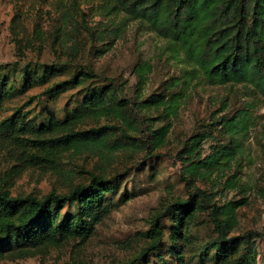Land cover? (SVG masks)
<instances>
[{
  "label": "trees",
  "instance_id": "obj_1",
  "mask_svg": "<svg viewBox=\"0 0 264 264\" xmlns=\"http://www.w3.org/2000/svg\"><path fill=\"white\" fill-rule=\"evenodd\" d=\"M68 12L91 36L95 28L88 22L83 3L98 14L140 20L159 32L177 55L189 65L181 91L154 93L142 98L141 88L135 99L125 94L126 84L114 77L99 74L91 66L78 63L67 77V62L0 63V136L31 148L30 160L50 163L66 152L75 155L86 151L100 153L111 163L116 151H144L143 157L157 156V149L168 142L171 116L177 114L181 98L191 80L205 76L212 83H244L252 92L264 96V0H60ZM123 27L110 30L118 36ZM140 84L145 82V67L139 69ZM172 77L167 85L179 83ZM175 82V83H173ZM184 82V81H183ZM49 85L44 93L58 96L70 88L83 90L81 101L60 115H43L18 105L11 112L8 99L31 87ZM158 112L156 116L146 113ZM96 122L88 123L87 120ZM102 119L110 122L101 123ZM161 119L163 123L156 125ZM220 121H218L219 123ZM249 110L221 119L220 130L229 142L216 145L201 157L203 135H191L182 148L188 163L181 173L186 196L178 197L152 214L144 249L120 264H140L155 258V264H256L257 242L264 231L247 229L234 232L238 225V207L242 199L217 202L212 191L198 186L194 179L219 173L227 188L241 184L236 173H228L242 151L235 135L252 125ZM206 136V134H204ZM128 150V151H129ZM126 172L108 175L92 173L68 191L56 188L39 196L13 194L0 188V260L26 257L44 245H59L69 240L86 242L96 226L114 208L127 202L133 193L124 191L114 199ZM206 225L202 232L200 226ZM199 240V241H198ZM195 252L186 259L183 248L194 245ZM166 253L168 256H166ZM150 255V256H149ZM149 256V258H148ZM69 264H82L73 261Z\"/></svg>",
  "mask_w": 264,
  "mask_h": 264
},
{
  "label": "rangeland",
  "instance_id": "obj_2",
  "mask_svg": "<svg viewBox=\"0 0 264 264\" xmlns=\"http://www.w3.org/2000/svg\"><path fill=\"white\" fill-rule=\"evenodd\" d=\"M82 7L87 12L88 22L95 28L93 36L82 28L80 20H76L75 11L65 10L60 0H0V63H69V72L58 79L67 77L76 64L83 63L99 74L125 83V94L131 99L138 95L139 88L142 98L154 93L181 91L189 65L180 53L176 55L171 50L159 32L143 21L126 19L123 13L103 16L87 3ZM118 24L123 29L116 36L110 27L116 28ZM141 66L146 71L142 85ZM172 77H181V80L169 86ZM48 85L40 84L23 94L15 93L8 99L5 114L18 105H25L24 110L38 113V120L41 112L61 116L82 99L80 87L49 96L44 93ZM252 89L250 84L212 83L203 75L194 77L185 89L177 114L171 116L167 144L156 150L159 151L157 156L148 159L143 157L142 150L126 149L116 151L111 163L100 151L78 155L66 152L53 164L34 163L30 160L31 148L0 136V188H8L13 194L32 192L43 196L54 188L65 192L88 181L92 173L112 175L123 171L126 176L119 182L113 198L121 197L124 191L133 193L127 202L114 208L97 224L95 233L86 242L69 240L59 245H44L26 257L3 258L0 264H69L73 261L120 264L138 255L147 245L148 239L143 233L149 227L152 214L174 199L186 196L181 173L185 171L188 158L180 154L186 140L201 133L204 139L201 157L209 155L216 145L230 140L220 130L221 119L246 109L251 112L253 122L248 130L235 135L243 149L231 169L226 171L227 175L236 173L241 184L227 188L219 173L194 179V183L212 191L217 202L242 199L234 232L264 231V96ZM157 113L146 115L156 116ZM91 122L96 121L89 119L83 126ZM100 122L110 121L102 119ZM162 123L159 119L156 125ZM205 227L200 226L202 232ZM204 233L206 235L207 231ZM195 246L197 242L183 248L185 259L195 252ZM149 260L140 264H155V258ZM172 262L168 264H174ZM256 264H264V238L257 242Z\"/></svg>",
  "mask_w": 264,
  "mask_h": 264
}]
</instances>
